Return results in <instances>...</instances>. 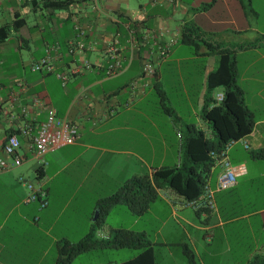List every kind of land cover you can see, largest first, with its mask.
Listing matches in <instances>:
<instances>
[{"label": "crops", "instance_id": "obj_1", "mask_svg": "<svg viewBox=\"0 0 264 264\" xmlns=\"http://www.w3.org/2000/svg\"><path fill=\"white\" fill-rule=\"evenodd\" d=\"M49 1L0 0V158L11 163L2 153L8 134L16 135L22 157L0 169V264H55L63 243L90 232L105 239L116 229L143 234L154 264H188L183 246L196 264H247L264 255V158L256 156L264 151V44L238 48L264 34L252 3L264 0H134L133 7L128 0H65L60 8ZM187 30L200 34L195 46L181 41ZM205 43L231 52L253 120L226 149L235 184L215 191L213 209L204 212L182 205L185 199L167 187L140 214L123 203L98 212V201L127 179L186 162L188 125L213 137L202 111L222 88L207 91L219 54H206ZM41 59L51 70L31 69ZM111 60L115 73L106 76ZM144 60L153 63L149 75L140 71ZM48 110L74 124L77 137L36 156L30 138ZM219 170H208L209 188ZM26 181L45 190V206L23 201ZM98 248L126 247H93L67 264Z\"/></svg>", "mask_w": 264, "mask_h": 264}, {"label": "trees", "instance_id": "obj_2", "mask_svg": "<svg viewBox=\"0 0 264 264\" xmlns=\"http://www.w3.org/2000/svg\"><path fill=\"white\" fill-rule=\"evenodd\" d=\"M47 4L60 8L65 7L67 1L50 0ZM199 36L200 34L195 35L187 30L181 33V41L195 46L194 37ZM258 43L264 44V34L253 41L240 44L238 48L251 47ZM205 45L206 54H219L216 68L207 75V91L220 86L223 95L220 102L202 111V116L210 123L213 137L207 138L193 125H188V135L184 141L186 162L176 167L154 169L150 175H138L127 179L114 193L98 201V212L104 213L110 205L123 203L133 213L140 214L147 208L148 202L156 196V190L162 187L173 190L185 200L197 197L202 192L208 170L213 165L210 152L219 151L230 139H238L251 131L253 120L243 103L241 90L235 84L234 60L231 52L226 48H218L217 45L208 46L206 43ZM256 156L264 158V151H259ZM93 247L137 249L133 257L115 264H154L150 243L143 234L126 229H116L105 239H93L90 232L89 236L74 244L63 243L58 248L55 264H67L73 255ZM182 251L188 264H196L188 248L183 246ZM247 264H264V255H255Z\"/></svg>", "mask_w": 264, "mask_h": 264}, {"label": "built area", "instance_id": "obj_3", "mask_svg": "<svg viewBox=\"0 0 264 264\" xmlns=\"http://www.w3.org/2000/svg\"><path fill=\"white\" fill-rule=\"evenodd\" d=\"M172 1V0H168ZM127 43L130 47L133 45V39L130 33H128ZM165 48L159 49V58L164 55ZM116 62L111 60L108 62L105 75L110 76L115 73ZM44 68L45 70H51L52 66L46 59H41L34 63L31 67L32 70H39ZM140 71L142 74H151L153 72V63L148 60H144L141 64ZM61 80L65 77L56 74ZM135 82L132 81L131 85ZM222 93L215 95V103H218L222 99ZM77 137V131L74 124L68 122L64 118L55 116L53 110H48L44 121L40 122L37 126L35 134L30 138L29 147L32 149L36 156H40L47 151L53 150L60 146L71 144ZM230 139L227 141L222 149L215 152H210V156L213 158V164H218L220 167L219 172L216 175L214 188H209L206 184L203 187L202 192L195 198L184 200L182 205L189 206L196 211L204 212L206 210L213 209V193L215 191L226 190L235 184V166L231 165L226 157V149L234 142L240 140ZM19 146V141L15 134H8L2 144V153L6 157H10L11 163L9 164L5 158H0V169L12 165H18L22 157L16 152ZM243 146L247 147L243 141ZM18 180L22 181V177H18ZM26 193L24 195V202L38 201L39 207H43L46 204V193L40 184L33 185L31 182H25Z\"/></svg>", "mask_w": 264, "mask_h": 264}, {"label": "rangeland", "instance_id": "obj_4", "mask_svg": "<svg viewBox=\"0 0 264 264\" xmlns=\"http://www.w3.org/2000/svg\"><path fill=\"white\" fill-rule=\"evenodd\" d=\"M252 3H253V5H255L257 7V10L260 11L259 16L256 19L255 25L257 26L258 29L264 30V6L258 1H256L255 3L254 2H252ZM128 4H129V6L133 7L134 0H128ZM232 5L234 8H236V9L238 8V2L233 1ZM150 224H152V222ZM151 227L152 226L149 225L147 228V231L150 232L152 230ZM131 252H132V254H134L137 252V250L129 249V248H121V249H109V248L99 249L98 248L93 253V255H88L87 257L83 256V257H81V259H78L77 261H75L74 264H78L79 262H83V261H86L88 259H93V260L99 261L102 264H107L106 263L107 261L115 264L116 262L128 257L127 254L129 255V253H131ZM174 256H175V254L173 255V257ZM164 259L166 261L167 260L169 261V259L165 255H164Z\"/></svg>", "mask_w": 264, "mask_h": 264}]
</instances>
